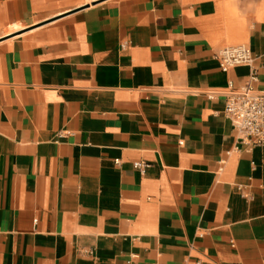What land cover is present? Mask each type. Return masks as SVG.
<instances>
[{
  "label": "crops",
  "instance_id": "1",
  "mask_svg": "<svg viewBox=\"0 0 264 264\" xmlns=\"http://www.w3.org/2000/svg\"><path fill=\"white\" fill-rule=\"evenodd\" d=\"M254 68L264 0H0V264H264Z\"/></svg>",
  "mask_w": 264,
  "mask_h": 264
},
{
  "label": "built area",
  "instance_id": "2",
  "mask_svg": "<svg viewBox=\"0 0 264 264\" xmlns=\"http://www.w3.org/2000/svg\"><path fill=\"white\" fill-rule=\"evenodd\" d=\"M222 71L239 65L251 66L254 61L252 49L246 44L227 45L215 54ZM257 78L254 68L250 81L236 86L229 82L223 94L225 96L224 112L232 121L240 140L250 146H264V92L258 90L253 82ZM215 96L210 92L209 97ZM62 134H59L61 136ZM135 168L145 171L146 163L136 162Z\"/></svg>",
  "mask_w": 264,
  "mask_h": 264
}]
</instances>
